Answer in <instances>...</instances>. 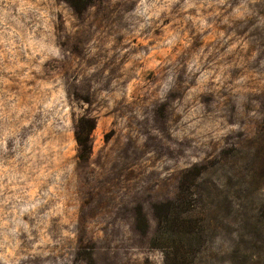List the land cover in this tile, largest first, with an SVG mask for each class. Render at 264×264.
<instances>
[{"label": "rangeland", "instance_id": "374dc122", "mask_svg": "<svg viewBox=\"0 0 264 264\" xmlns=\"http://www.w3.org/2000/svg\"><path fill=\"white\" fill-rule=\"evenodd\" d=\"M0 264H264V0H0Z\"/></svg>", "mask_w": 264, "mask_h": 264}, {"label": "trees", "instance_id": "16d2710c", "mask_svg": "<svg viewBox=\"0 0 264 264\" xmlns=\"http://www.w3.org/2000/svg\"><path fill=\"white\" fill-rule=\"evenodd\" d=\"M68 4L72 6V8L77 11L81 12L85 10L88 5L92 2V0H64ZM80 123L77 124L75 129V139L78 144V155L79 158L87 161L90 157L92 151V144H91V134L94 129V124L90 121H85L80 119Z\"/></svg>", "mask_w": 264, "mask_h": 264}]
</instances>
